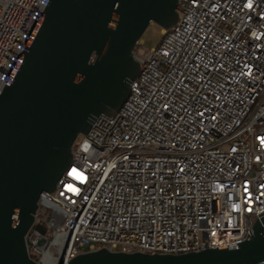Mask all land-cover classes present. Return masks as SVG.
<instances>
[{
  "label": "built area",
  "instance_id": "1",
  "mask_svg": "<svg viewBox=\"0 0 264 264\" xmlns=\"http://www.w3.org/2000/svg\"><path fill=\"white\" fill-rule=\"evenodd\" d=\"M47 1L0 0V91ZM176 11L157 46L137 41L125 101L79 135L56 188L40 192L26 234L39 264L103 246L200 251L243 241L260 218L264 0H178Z\"/></svg>",
  "mask_w": 264,
  "mask_h": 264
},
{
  "label": "water",
  "instance_id": "2",
  "mask_svg": "<svg viewBox=\"0 0 264 264\" xmlns=\"http://www.w3.org/2000/svg\"><path fill=\"white\" fill-rule=\"evenodd\" d=\"M178 0H48L0 91V264H39L28 252L41 191L69 168L73 145L112 115L141 71L133 50L150 23L178 19ZM247 237L186 253L110 251L57 264H264V210Z\"/></svg>",
  "mask_w": 264,
  "mask_h": 264
},
{
  "label": "rangeland",
  "instance_id": "3",
  "mask_svg": "<svg viewBox=\"0 0 264 264\" xmlns=\"http://www.w3.org/2000/svg\"><path fill=\"white\" fill-rule=\"evenodd\" d=\"M163 37V29L156 23H150L141 35L143 45L147 48L157 46ZM81 136H78L76 141H79Z\"/></svg>",
  "mask_w": 264,
  "mask_h": 264
},
{
  "label": "snow or ice",
  "instance_id": "4",
  "mask_svg": "<svg viewBox=\"0 0 264 264\" xmlns=\"http://www.w3.org/2000/svg\"><path fill=\"white\" fill-rule=\"evenodd\" d=\"M249 7H251V5L249 4L248 5ZM70 176H75L76 179H79V180H83L84 179V175L83 173H79L77 171V169L73 168L69 173H68ZM67 187L71 190V191H77L76 188H74L72 185H67ZM262 188H264V185H261ZM245 192H247V188H245ZM215 234V233H214Z\"/></svg>",
  "mask_w": 264,
  "mask_h": 264
},
{
  "label": "trees",
  "instance_id": "5",
  "mask_svg": "<svg viewBox=\"0 0 264 264\" xmlns=\"http://www.w3.org/2000/svg\"><path fill=\"white\" fill-rule=\"evenodd\" d=\"M31 257H34L33 255H31Z\"/></svg>",
  "mask_w": 264,
  "mask_h": 264
}]
</instances>
